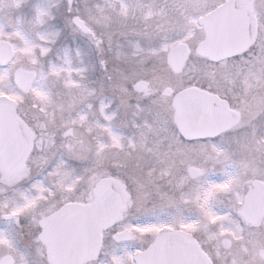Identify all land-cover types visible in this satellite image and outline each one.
Listing matches in <instances>:
<instances>
[{"label":"snow or ice","instance_id":"obj_1","mask_svg":"<svg viewBox=\"0 0 264 264\" xmlns=\"http://www.w3.org/2000/svg\"><path fill=\"white\" fill-rule=\"evenodd\" d=\"M0 264H264V0H0Z\"/></svg>","mask_w":264,"mask_h":264}]
</instances>
